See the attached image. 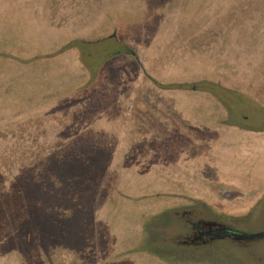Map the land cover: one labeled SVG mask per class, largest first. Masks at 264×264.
<instances>
[{
	"label": "rangeland",
	"instance_id": "obj_1",
	"mask_svg": "<svg viewBox=\"0 0 264 264\" xmlns=\"http://www.w3.org/2000/svg\"><path fill=\"white\" fill-rule=\"evenodd\" d=\"M222 102L263 125L264 0H0V264H187L158 213L262 181Z\"/></svg>",
	"mask_w": 264,
	"mask_h": 264
},
{
	"label": "flooded vegetation",
	"instance_id": "obj_2",
	"mask_svg": "<svg viewBox=\"0 0 264 264\" xmlns=\"http://www.w3.org/2000/svg\"><path fill=\"white\" fill-rule=\"evenodd\" d=\"M195 90V89H192ZM223 111L218 112L216 121L211 129L220 133L234 132L238 141L246 138L244 151L247 152L248 162L252 161V172H255V158L264 151V116L261 117V124L247 123V117H238L226 103ZM205 109H210L206 106ZM241 119V120H240ZM238 144V143H237ZM262 149V150H261ZM255 161H254V160ZM255 162V163H254ZM262 181H255L245 188L244 197L250 198L247 204H251L249 210L241 219L233 213L222 210L220 204L206 200L189 199L174 207L165 209L155 217L160 225L158 230L161 233H150L151 241H157L158 237L168 232L169 240L162 238L165 244L162 246V254L170 258L173 263L187 264H264V238L247 239L245 237L257 235L264 232V223L259 228H252L251 220L256 219L258 209H264V176ZM217 186V184H214ZM228 187V183L225 184ZM213 196L216 195L214 188ZM242 196V197H243ZM242 203H244L242 201ZM243 215V213H241ZM249 222V223H248ZM164 257V258H165ZM257 258V262H252Z\"/></svg>",
	"mask_w": 264,
	"mask_h": 264
},
{
	"label": "crops",
	"instance_id": "obj_3",
	"mask_svg": "<svg viewBox=\"0 0 264 264\" xmlns=\"http://www.w3.org/2000/svg\"><path fill=\"white\" fill-rule=\"evenodd\" d=\"M76 60V59H75ZM76 65H78L82 70H84L82 67H81V65H79V64H77V60H76ZM84 73H85V75H86V72H85V70H84ZM87 76V75H86ZM253 96V95H252ZM251 96V94L250 93H247L246 94V97L249 99V100H251L252 102H254V104L255 105H257V102H256V100L255 99H253V97ZM258 106V105H257ZM264 148V146L262 147V149ZM261 149V150H262ZM260 156L259 157H257V158H255V160H256V163H255V172L257 173V170L259 169V168H261V171H263V173H262V176H264V151H261L260 152ZM254 160V159H253ZM254 160V161H255ZM255 173V174H256ZM258 176H261L260 175V173H259V175Z\"/></svg>",
	"mask_w": 264,
	"mask_h": 264
},
{
	"label": "water",
	"instance_id": "obj_4",
	"mask_svg": "<svg viewBox=\"0 0 264 264\" xmlns=\"http://www.w3.org/2000/svg\"><path fill=\"white\" fill-rule=\"evenodd\" d=\"M247 239H256V238H264V232L261 234H257V235H251V236H247L245 237Z\"/></svg>",
	"mask_w": 264,
	"mask_h": 264
},
{
	"label": "trees",
	"instance_id": "obj_5",
	"mask_svg": "<svg viewBox=\"0 0 264 264\" xmlns=\"http://www.w3.org/2000/svg\"><path fill=\"white\" fill-rule=\"evenodd\" d=\"M123 50H124V47H123ZM124 53L128 54L129 51L127 49H125ZM129 54H131V53H129Z\"/></svg>",
	"mask_w": 264,
	"mask_h": 264
}]
</instances>
